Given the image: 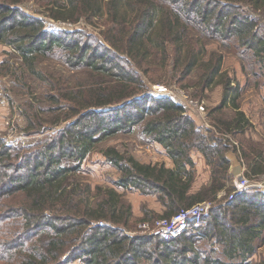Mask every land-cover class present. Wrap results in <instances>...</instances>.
I'll list each match as a JSON object with an SVG mask.
<instances>
[{"label":"trees","instance_id":"16d2710c","mask_svg":"<svg viewBox=\"0 0 264 264\" xmlns=\"http://www.w3.org/2000/svg\"><path fill=\"white\" fill-rule=\"evenodd\" d=\"M240 1L254 12H264V0ZM171 3L47 0L53 19L77 22L83 18L92 23L106 15L99 33L108 46L94 36L98 46L88 44L81 31L73 34L45 30L41 19L14 10L9 3H0V42L14 49L29 72L43 79L35 61L55 51L70 67L86 71V79L75 85L77 89L68 90L59 81L53 84L54 103L64 101L75 115L87 112L60 130L56 140L43 145L37 156L31 155L29 163L33 164L26 167L25 174H18L22 168L14 174L9 149L0 139V167L9 169L7 173L0 171V194L21 193L23 204L18 210L25 218V229H45L40 246L27 247L20 256L21 264H69L77 258L82 264H264V258L248 260L264 235L262 191H244L213 208L201 227L164 240L126 233L138 222L152 220L147 217L148 211L142 218H134L131 204L116 188L96 186L92 190L89 185L67 181L68 174L78 170L96 143L119 131L131 132L141 123V133L164 148L173 166L142 163L109 146L101 153L120 173L114 182L117 188L155 195L164 207L161 216L165 217L206 199L216 200L221 190V200H227L232 193L233 187L227 186L230 176L225 152L230 139L226 135L235 137L246 131L244 112L237 109L233 118H214L211 127L216 132L208 128L205 134L182 105L166 95L146 93L148 82L164 83L170 72V78L180 84L197 71L199 95L214 84L223 89L220 104L210 113L221 110L228 100L236 102L240 95L234 79L222 70L223 55L215 51L207 55L204 43L195 39L189 5L183 9ZM236 22L233 19L232 23ZM241 23L232 25V35L256 55L264 53V42L255 24L251 20ZM219 29L229 30L225 24ZM7 73L10 67L1 62L0 76ZM193 150L200 151L211 166L209 185L197 192L191 191L195 178L190 155ZM242 156L252 159L244 152ZM257 168L251 170L263 173L264 165L260 163ZM198 239L222 245L227 262L201 251L195 244Z\"/></svg>","mask_w":264,"mask_h":264},{"label":"rangeland","instance_id":"374dc122","mask_svg":"<svg viewBox=\"0 0 264 264\" xmlns=\"http://www.w3.org/2000/svg\"><path fill=\"white\" fill-rule=\"evenodd\" d=\"M170 1L168 0L169 3H171ZM0 3H9L14 10L41 19L44 22L45 30L53 33L72 32L73 34L81 31L86 41L88 39V44L98 46L99 42L108 46L99 33V30L103 28L102 24L106 15L99 18V21L93 20L92 23L83 18L72 22L53 19L48 10L50 7L47 0H0ZM186 4L189 5L187 8L192 17L191 23L194 25L195 39H198L200 44L204 43L207 55L213 51L223 55L222 70L233 78L234 83L241 89L239 106L248 118V126L243 134L235 137L229 136L232 140L230 139L225 154L233 151L238 156L242 167L246 168L247 161L250 159L245 160L242 156L243 152L248 156L252 153L256 154L258 151L264 154V53L256 55L252 49L246 48L241 41L236 39L235 34L232 35L231 29L233 24H242L241 21L251 20L264 42V12H254L249 5L243 4L240 0H177L172 5L185 9ZM221 18L224 23L221 22ZM232 18L237 19V22L232 23ZM230 19L231 21L228 22ZM224 24L225 28H229L225 32L224 29H219V26ZM228 33L230 36H227ZM74 36L77 37V35ZM93 36L98 42L93 40ZM61 56L59 52L55 51L37 58L35 61L36 70L43 74V79H40L28 71L12 47L0 42V63L4 62L10 67V73L0 76V139L5 148L9 149L10 162L13 167L15 166L14 174L18 168H22L18 174H25L26 167L33 164L29 163L33 160H31V155L37 156L36 154L40 152L43 145L56 140L60 130L75 123L87 112V110H83L75 115L71 113L68 104L64 101L57 105L51 99V96L55 95L52 86L56 81L66 84L70 90L74 87L77 89L78 86L75 85L86 79V76L83 75L85 70L81 71L79 68L70 67L69 64L64 63ZM171 73L167 75L166 78L169 79L164 83L152 84L148 82L146 93L152 96L166 95L153 93V86L168 87L170 93L166 96L182 105L194 122L199 120V125L196 122L195 125L205 134L208 128L216 132L211 127L213 118L234 115L230 108H224L222 112L210 113L222 100L221 85H211L202 90L199 95V91L196 89L199 74L197 71L192 72L180 84L170 78ZM190 100L198 102L203 106V109L196 108L194 104L190 103ZM85 120L88 119L85 117ZM109 146L131 155L140 162L161 163L170 167V158L165 154L162 146L145 137L141 133V123H138L133 126L131 132L119 131L96 143L93 150L79 164L78 170L68 174L67 181L89 185L92 190L96 186L114 187L131 204L134 218L140 219L144 216L143 212L148 211L147 217H151L152 221L145 220L144 222L149 226L154 224L155 220L163 213L160 208L155 207L159 206L155 203L156 196L144 195L134 189L125 191L115 186L114 182L120 173L105 161L101 153V150ZM192 152H196V150ZM192 157L196 179L204 178L207 172L194 167L198 162V154H192ZM35 160L38 159L35 158ZM71 164L75 165V163ZM8 170L7 167H0L1 172L7 173ZM241 174L249 180L250 184L262 182L264 179V173L249 175L245 169L244 172L234 175L229 183L233 185L234 178ZM249 190L264 192L263 188L258 187L246 191ZM223 194L216 197V200L206 199L204 201L212 205V210L219 204L230 202L229 196L227 200H221ZM22 204L23 195L21 193L0 194V264H21L20 256L24 254V251H27L26 248L33 249V247L40 246L41 240H44L42 236L45 229L36 228V226L29 230L25 229V218L18 210ZM152 213L157 214V217H152L154 216ZM141 223L138 222L133 230H128L126 233L128 235H151L149 231L142 229ZM214 241L198 239L195 244L201 251H207V254H210L212 258H218L219 262H227L222 245L214 243ZM212 258L210 259L212 260ZM263 258L264 235L257 243L255 253L248 260L259 261ZM69 264H82V262L77 258Z\"/></svg>","mask_w":264,"mask_h":264},{"label":"built area","instance_id":"2783aa9c","mask_svg":"<svg viewBox=\"0 0 264 264\" xmlns=\"http://www.w3.org/2000/svg\"><path fill=\"white\" fill-rule=\"evenodd\" d=\"M153 93L155 94H168L170 93L169 88L163 85L153 86ZM196 108L203 109V106L198 104V102H192ZM233 191L229 195V200L231 201L238 194L246 191L250 188H263L264 190V179L262 182L255 184H250L249 180L244 175H238L233 180ZM211 206L209 202L202 201L195 203L187 208H182L175 212L170 217L161 216L157 218L154 224L150 225L143 222L141 227L144 231H149L151 235L160 237L164 240L174 239L182 236L188 231H193L205 223L206 217L211 211Z\"/></svg>","mask_w":264,"mask_h":264},{"label":"crops","instance_id":"0c3cea01","mask_svg":"<svg viewBox=\"0 0 264 264\" xmlns=\"http://www.w3.org/2000/svg\"><path fill=\"white\" fill-rule=\"evenodd\" d=\"M239 92H241V89L239 88ZM240 95H241V93H240ZM240 95H239V98L236 100V102H234V103H236V105L233 103V101H231V100H228L227 101V103L224 105V107L221 109V110H219V111H217V112H222V110L224 109V108H230V109H232L233 110V113L235 112V111H237V109L238 110H240V106H239V100H240ZM235 106H237V107H235ZM216 113V112H215ZM245 114V113H244ZM210 115H212V114H210ZM209 115V116H210ZM213 117V116H212ZM220 116H218V117H216V118H219ZM234 117V115H232V116H230V117H226L227 119H230V118H233ZM245 117H246V115H245ZM247 118V117H246ZM214 120V118L211 120V122ZM247 120H248V118H247ZM196 122V124L197 125H199V123H200V121L199 120H197V121H195ZM196 125V126H197ZM198 127V126H197ZM237 135H239V134H237ZM237 135H235V136H237ZM226 136H230L231 137V134H228V135H226ZM233 136V135H232ZM229 137V139H231ZM234 137V136H233ZM232 140V139H231ZM163 148V147H162ZM164 149V148H163ZM165 151V150H164ZM198 154V157H197V160H198V162H197V164L194 166L196 169H198V170H202V171H206L207 173L205 174V177L204 178H202V179H196V176H195V178H194V182H193V184H192V192H197L201 187H203V186H208L209 185V183H210V179H211V166L210 165H208L207 164V162H206V159H205V157L202 155V153L200 152V151H197L196 150V152H192L191 151V153H190V155H191V157H192V154ZM165 154H166V152H165ZM167 155V154H166ZM168 156V155H167ZM225 156H226V158L228 159V161H229V168H228V174H229V176H230V179H229V181L227 182V186H232L229 182H230V180H231V178L234 176V175H237V174H240L241 172H244V170L246 169V172H247V174H249V175H259V174H262V173H256L255 171H253V170H251V169H259V168H257L258 166H260V163L262 164V165H264V154H263V152H261L260 154H254V153H252V154H250V157L252 158V159H250L249 161H247V165H246V168L245 167H242V165H241V163H240V160H239V158H238V156L233 152V151H229V152H227L226 154H225ZM169 157V156H168ZM170 158V157H169ZM192 159H193V157H192ZM193 162H194V160H193ZM143 163V162H142ZM150 164H152V165H154V164H156V163H150ZM173 166V162H172V160H171V158H170V167H172ZM252 167V168H251ZM261 169H263V166L261 167ZM251 171H253V172H251ZM263 173H264V171H263ZM197 181H199V182H197ZM194 186H196V189H194ZM223 190H221V191H219L217 194H216V197H218V196H221L222 194H223ZM155 203H157L159 206H155V207H157L158 209L160 208V211H161V213H162V211H164V207L162 206V204L157 200V198L155 199ZM156 209V208H155ZM206 220V219H205Z\"/></svg>","mask_w":264,"mask_h":264}]
</instances>
